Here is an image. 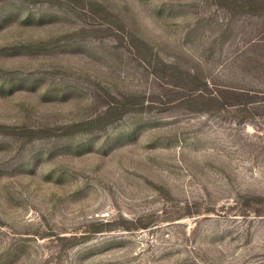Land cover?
I'll return each mask as SVG.
<instances>
[{"label": "rangeland", "instance_id": "1", "mask_svg": "<svg viewBox=\"0 0 264 264\" xmlns=\"http://www.w3.org/2000/svg\"><path fill=\"white\" fill-rule=\"evenodd\" d=\"M0 264H264V0H0Z\"/></svg>", "mask_w": 264, "mask_h": 264}, {"label": "trees", "instance_id": "2", "mask_svg": "<svg viewBox=\"0 0 264 264\" xmlns=\"http://www.w3.org/2000/svg\"><path fill=\"white\" fill-rule=\"evenodd\" d=\"M245 96H247V95H245ZM259 102H255V101H249V104H252V106L254 105V104H258ZM250 118H252V117H250Z\"/></svg>", "mask_w": 264, "mask_h": 264}]
</instances>
